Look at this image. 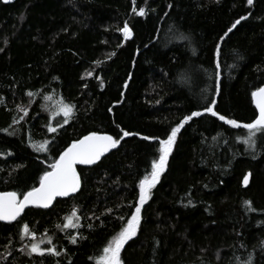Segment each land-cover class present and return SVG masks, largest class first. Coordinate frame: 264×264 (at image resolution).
Masks as SVG:
<instances>
[{
  "label": "trees",
  "instance_id": "1",
  "mask_svg": "<svg viewBox=\"0 0 264 264\" xmlns=\"http://www.w3.org/2000/svg\"><path fill=\"white\" fill-rule=\"evenodd\" d=\"M260 86L264 0H0V192L38 186L59 153L90 132L120 141L95 164L77 165V193L0 221V264H96L134 211L159 139L212 100L221 115L251 122ZM64 104L74 106L66 124ZM246 135L210 114L184 124L123 264H244L250 253L264 264V136L252 149ZM45 140L47 152L32 146ZM74 209L78 226L64 228ZM24 224L34 238H21ZM32 243L60 255H29Z\"/></svg>",
  "mask_w": 264,
  "mask_h": 264
},
{
  "label": "snow or ice",
  "instance_id": "2",
  "mask_svg": "<svg viewBox=\"0 0 264 264\" xmlns=\"http://www.w3.org/2000/svg\"><path fill=\"white\" fill-rule=\"evenodd\" d=\"M5 2H8V0H5ZM247 4L251 6L253 4V0H247ZM133 5H135V0H133ZM132 11L134 14L139 16L146 15V9L144 7L137 10L134 6ZM246 18L247 17L245 16H241L238 20H236L231 27L224 32L223 36L220 37V40L223 41L225 37H227L229 33L236 28L241 20H245ZM120 31L123 32L125 39L132 35V31L127 23L124 24ZM215 54L217 57L216 68L219 69L221 66L219 60L221 56V49L219 44L216 45ZM112 55H115V53H112ZM238 58L243 59L242 57ZM87 75L91 76L92 73L89 72ZM125 87H127V84H125ZM215 91L217 93L220 91L218 71L216 73ZM33 95L34 94L32 92L28 93L29 97H32ZM45 99H48V97H45ZM251 99L252 103L255 105L254 119H252L251 122L240 123L236 119H230L225 115H221L217 110H215L216 101L212 100L209 102L208 106L203 108L202 111H192L190 115L184 116L179 124L171 128V131L167 134L166 139L148 136L143 137L145 140L159 139L158 159H154L151 162L150 173L144 175V177L139 180V198L138 203L133 206L134 211L131 212L130 216L127 218L126 222L123 223L120 230L108 240L107 244L102 249V253L95 258L96 264H123L121 252L125 245L138 233L142 221V208L150 199L152 189L159 182L161 174L165 171L169 155L172 152L177 139V134L185 123L191 121L194 117L210 114L212 117H217L225 125H229L235 129H245L247 135L241 138L242 142L247 145L248 148H255L257 136H264V86L257 87L254 91H252ZM73 107L74 106L66 104L60 106L59 111L63 113V122L65 124L68 123L71 118ZM21 110L24 111L25 115L28 114L27 109ZM21 119H23V117H21ZM56 130L57 129L54 127H48L49 132H56ZM3 131H7V129H4ZM130 135L134 134L128 131H123V137ZM135 135H138V133ZM119 143L120 141L115 139L112 135L98 134L97 132H90L81 139L73 141L59 153L58 159H55L54 162L48 165V169L50 170L43 171V174L39 177L38 186L31 187L29 190L21 193L16 191L0 192V221L11 223L12 221H16L29 206L49 208L58 197H69L77 193L81 188V179L79 173L77 172V165L95 164L105 153L113 148H116ZM48 145L49 141L45 140L43 143L39 144L38 147L35 145L32 146L35 147V150L38 152H47L49 151ZM253 158H255V156H253ZM250 175L251 173L244 176L245 185L249 183ZM189 203H191V201H189ZM244 205L248 211H255V209L251 207L250 201H245ZM73 218H76V220L79 219L75 209L73 210L71 216L66 218L67 223L64 224V228H75L78 226L73 222ZM118 219L124 221L125 218L121 216ZM27 235H32L34 238V233H30L29 226L24 224L21 238ZM69 239L71 243H77L75 236H70ZM40 243L45 242L41 241ZM47 243H52L51 238L47 240ZM45 252L56 256L60 255V252L57 251L55 247L41 249L37 243H32L28 254L31 255L32 253H38L43 256ZM90 259L92 258L90 257ZM252 259L253 255L250 253L244 264H252Z\"/></svg>",
  "mask_w": 264,
  "mask_h": 264
},
{
  "label": "water",
  "instance_id": "3",
  "mask_svg": "<svg viewBox=\"0 0 264 264\" xmlns=\"http://www.w3.org/2000/svg\"><path fill=\"white\" fill-rule=\"evenodd\" d=\"M2 1L5 2V0H2ZM13 1H14V0H8V2H5V3H10V2H13ZM98 134H102V133H98ZM107 135H108V134H107ZM111 150H112V149H111ZM109 152H110V151H108L107 153H105L103 156H105V155L108 154ZM103 156H102V157H103ZM102 157H101V158H102ZM101 158H100V159H101ZM29 207H30V206H29Z\"/></svg>",
  "mask_w": 264,
  "mask_h": 264
},
{
  "label": "rangeland",
  "instance_id": "4",
  "mask_svg": "<svg viewBox=\"0 0 264 264\" xmlns=\"http://www.w3.org/2000/svg\"><path fill=\"white\" fill-rule=\"evenodd\" d=\"M130 38V37H129Z\"/></svg>",
  "mask_w": 264,
  "mask_h": 264
}]
</instances>
